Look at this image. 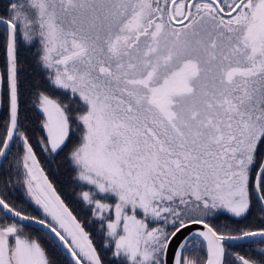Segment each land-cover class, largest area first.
Segmentation results:
<instances>
[{
    "label": "snow or ice",
    "instance_id": "6c2138e0",
    "mask_svg": "<svg viewBox=\"0 0 264 264\" xmlns=\"http://www.w3.org/2000/svg\"><path fill=\"white\" fill-rule=\"evenodd\" d=\"M0 264H264V0H0Z\"/></svg>",
    "mask_w": 264,
    "mask_h": 264
}]
</instances>
